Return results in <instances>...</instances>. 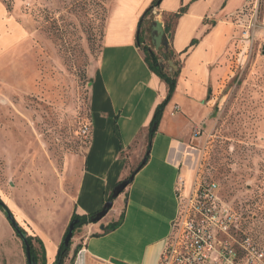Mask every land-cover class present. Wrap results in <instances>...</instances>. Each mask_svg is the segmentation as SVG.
Listing matches in <instances>:
<instances>
[{"label": "crops", "instance_id": "obj_1", "mask_svg": "<svg viewBox=\"0 0 264 264\" xmlns=\"http://www.w3.org/2000/svg\"><path fill=\"white\" fill-rule=\"evenodd\" d=\"M153 1L111 3L99 60L90 71L91 135L62 217L57 220L54 211L49 213L48 197H34L22 190L23 185L14 184L15 198L9 199L0 186V197L19 225L42 240L46 264H54L73 214L102 209L147 149L148 126L168 93L167 83L151 70L137 39L140 20ZM249 1L161 0L144 18L142 43L155 48V20H162L165 28V20L185 8L170 32L171 46L181 60L176 89L165 106L147 163L113 200L105 217L80 229L65 264H160L180 212V180L189 184L182 162L190 141L197 138L193 131H201L219 105L218 92L230 78L236 48L240 47L239 60L244 52L240 45ZM11 39L10 33L3 34L0 45ZM26 46L20 47L18 64L12 67L18 70V82L32 78ZM25 132L20 124L0 127V158L8 154L16 162ZM122 213L121 225L102 233ZM0 221L7 228L6 235L0 236V264H28L25 244L1 208Z\"/></svg>", "mask_w": 264, "mask_h": 264}, {"label": "rangeland", "instance_id": "obj_2", "mask_svg": "<svg viewBox=\"0 0 264 264\" xmlns=\"http://www.w3.org/2000/svg\"><path fill=\"white\" fill-rule=\"evenodd\" d=\"M112 1L0 0V36L12 35L0 45V127L15 123L26 130L16 162L8 154L0 158V186L9 199L14 184L48 197L57 220L90 139L81 127L90 120V71ZM245 14L244 52L239 60L236 48L213 117L193 131L197 138L182 162L189 184L184 179L181 191L189 193L199 181L219 183L222 202L237 213L232 235H249L264 250V0H250ZM23 44L32 64L29 82H18L12 68ZM6 233L0 221V236Z\"/></svg>", "mask_w": 264, "mask_h": 264}, {"label": "built area", "instance_id": "obj_3", "mask_svg": "<svg viewBox=\"0 0 264 264\" xmlns=\"http://www.w3.org/2000/svg\"><path fill=\"white\" fill-rule=\"evenodd\" d=\"M91 128L87 120L81 134L90 138ZM183 184L182 178L180 212L160 264H264V250L252 237L232 235L237 213L222 202L219 183L199 181L187 194L181 191Z\"/></svg>", "mask_w": 264, "mask_h": 264}, {"label": "trees", "instance_id": "obj_4", "mask_svg": "<svg viewBox=\"0 0 264 264\" xmlns=\"http://www.w3.org/2000/svg\"><path fill=\"white\" fill-rule=\"evenodd\" d=\"M160 1L161 0H154L152 5L146 9V11H145L143 17L141 18L140 23H139V31L137 34V39H138L139 46L143 49V51L145 53V60L147 61L151 70H153L161 79H163L167 83L168 93H167V97L157 106V108L154 112L153 118H152V120L148 126V144H147V149L144 153L143 158L140 160V162H138L132 168L130 174L127 177H125V179H130L129 184L132 182V179H133L131 177H133L138 172V170H140L147 163V161L149 159L153 137L157 131V128H158L159 122L162 118L165 106L167 105L169 100L172 98L173 93L175 92L176 85H177V79H178V76L180 73V68H181V60L178 57V54L172 48L171 42H170V37L168 36V34L170 32H172L173 25L176 22L177 18L184 12V10H185L184 7H182L179 11L172 13L170 15V18L165 20V35L163 37L162 44L158 50H156L152 45L142 43L143 39L141 36L140 27L143 24V20L149 13L152 12L154 6L159 5ZM170 62L173 63L174 67L172 66V64ZM171 67H172V70H170ZM110 199H113L112 194L109 196L108 200H110ZM0 208L7 214L8 218H9L8 214H10V213L13 214L11 209L7 206V204L2 200L1 197H0ZM102 209H100L96 212L90 213V214H84V215H80L77 213L73 214L72 219L70 221V224H71V222L76 221L73 238L69 242V244H65L64 239L68 233V228H67L66 233H65L64 238H63V241L61 242V244L58 248L57 257H56L54 264H59V263L65 264L67 258L69 257L70 250H71V247L73 245L74 237L78 234V232L80 231V229L84 225L89 224V223H93V218ZM9 220H10V218H9ZM123 220H124V213H122V215L120 216V218L118 220L107 224L103 228L102 233H106V232H109L111 230H114L119 225H121ZM10 222H11V220H10ZM11 224H12V222H11ZM20 227H21L22 231L27 234V238H28L30 248H31V254H32V257L34 258V260L37 262V264H46L45 249H44V245H43L42 240L39 237H35L33 235L28 234L27 231L22 226H20Z\"/></svg>", "mask_w": 264, "mask_h": 264}, {"label": "water", "instance_id": "obj_5", "mask_svg": "<svg viewBox=\"0 0 264 264\" xmlns=\"http://www.w3.org/2000/svg\"><path fill=\"white\" fill-rule=\"evenodd\" d=\"M153 30V44L155 46V49L158 50L162 44V40L163 37L165 35V28L163 25V21L162 20H155V23L152 27ZM169 37H171V33L168 34ZM172 64V66L174 67L173 63L170 62ZM170 70H172V67L170 68ZM133 178V177H131ZM130 179H124L121 182H119L115 188L112 191V197L113 199L108 200L103 209L101 211H99L95 217L93 218V222H98L100 221L103 217H105L107 215V213L109 212V210L112 208L113 206V200L115 198H117L124 190L125 188L128 186ZM13 227L15 228V230L17 231V233L19 234V236L22 238L25 247H26V255H27V259H28V264H37V262L34 260V258L32 257L31 254V248H30V244L27 238V234L24 233L21 229V227L19 226V224L17 223L15 217L13 214H8ZM75 222L73 221L71 222V224L68 227V233L64 239L65 244H69V242L72 240L73 238V234H74V229H75ZM119 262V261H117ZM120 264H124L119 262ZM62 264V263H59Z\"/></svg>", "mask_w": 264, "mask_h": 264}]
</instances>
